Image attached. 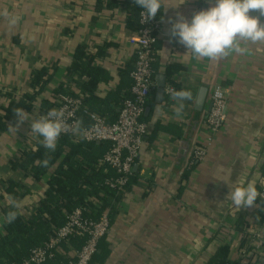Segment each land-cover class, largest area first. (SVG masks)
Instances as JSON below:
<instances>
[{
  "label": "crops",
  "instance_id": "0c3cea01",
  "mask_svg": "<svg viewBox=\"0 0 264 264\" xmlns=\"http://www.w3.org/2000/svg\"><path fill=\"white\" fill-rule=\"evenodd\" d=\"M133 4V0H0V106L11 100L30 106L25 108L30 117L17 132L8 128L0 135V236L6 232L1 209L11 202L4 195L5 182L20 181L21 192H28L14 201L25 217L47 188L45 181L36 182L10 168L11 160L40 142V137L30 135L31 123L39 118L45 100L53 102L51 108L60 95L77 97L90 84L88 109L116 121L136 62L129 44L138 23ZM165 6L167 10L158 13L161 31L153 66L155 85L156 76H165V94L161 104L155 102L156 91L150 96L153 102L144 115L148 133L134 176L126 190L112 198L110 229L91 264H214L224 245L230 258L264 264V203L258 198L256 205L239 209L227 199L231 188L248 182L259 191L264 186V45L220 61L198 59L170 38V21L178 13L190 20L195 12L213 6V0H165ZM78 47L94 55L97 73L77 79L70 74ZM170 65L181 70L168 77ZM41 70L50 78L43 89L32 84ZM172 81L177 91L193 95L179 117L168 93L174 88ZM217 85L226 92L227 119L205 158L190 165L194 149L206 147L210 131L205 116ZM202 89H207V96L199 111L195 107ZM71 244L63 246L66 253L76 250Z\"/></svg>",
  "mask_w": 264,
  "mask_h": 264
},
{
  "label": "trees",
  "instance_id": "16d2710c",
  "mask_svg": "<svg viewBox=\"0 0 264 264\" xmlns=\"http://www.w3.org/2000/svg\"><path fill=\"white\" fill-rule=\"evenodd\" d=\"M131 8L133 16L138 18V23L133 26V30L138 31L141 8L135 4ZM154 57L155 63L157 60L156 46ZM93 58L94 55L86 52L85 48L78 47L74 54L70 74H74L77 79L83 75L92 76L93 73H97L98 69L92 66ZM180 70L181 67L178 65H170L166 74L170 77ZM77 74L78 76H76ZM155 75L154 71L153 81ZM49 81L47 71L41 70L33 77L32 84L41 86L43 89ZM172 85L177 91L178 85L174 81H172ZM89 86L90 84H87L86 89L81 90L78 94L83 97L85 105L87 99L92 95V88L90 89ZM131 88L129 93L124 95L121 104L124 99L131 97ZM58 90L60 93L61 88ZM155 91L154 81L151 94ZM28 99L32 100L33 96L28 95ZM152 102L149 100L148 105ZM44 104L45 108L41 110L39 117L45 115L52 108L50 106L53 102L45 100ZM17 107H22L24 110L30 108L25 101L15 100H11L6 106H0V135L8 130L10 123H16L13 109ZM109 149L110 144L107 142L88 143L81 139L61 135L54 152L45 149L39 142L34 149L21 152L20 159L10 161L12 170L21 171L36 182L45 181L47 188L34 207L33 213L29 217H25L20 214L14 201L24 197L28 192H21L20 181L7 180L5 182L4 195L11 199V202L1 209V213L5 218L9 211H15L17 218L12 223H7L5 219L6 232L0 236V264L21 261L32 249L47 241L54 229L64 225L67 216L76 208L90 206L94 212L93 217L97 218L101 212L111 207L112 198L116 193L106 184V181L114 176V172L107 165L100 164V160ZM45 159L49 161L47 167L42 166L41 163ZM70 243L78 250L82 247L84 240L72 239ZM242 246H244V242ZM214 258V264H244L243 259L230 258L227 245L220 247ZM63 262V255L58 254L46 264H63Z\"/></svg>",
  "mask_w": 264,
  "mask_h": 264
},
{
  "label": "built area",
  "instance_id": "2783aa9c",
  "mask_svg": "<svg viewBox=\"0 0 264 264\" xmlns=\"http://www.w3.org/2000/svg\"><path fill=\"white\" fill-rule=\"evenodd\" d=\"M139 23L140 29L129 37V44L134 48L136 55L135 66L131 72V97L122 102L116 121L109 122L106 117L90 111L81 96L62 94L51 108H64L70 125L76 121L80 122V134L70 132L62 135L88 143L110 144V149L100 160V164L107 165L114 172V176L107 179L106 184L116 195L123 193L130 184L148 133V126L143 117L154 86L153 63L161 22L157 14L155 19L141 23L139 13ZM173 91L174 88H170L168 93ZM226 119V92L222 86L217 85L211 93L210 106L205 116V124L210 131L206 147L194 149L190 165L205 158L207 148L212 145L214 136L219 133ZM260 192L264 194V186ZM260 199L264 203V197ZM93 214L90 206L76 208L67 216L64 225L54 229L41 246L32 249L21 261L3 264H46L58 254L63 255V264H91L100 241L110 229L111 216L110 209L101 212L97 218H94ZM72 239H82L84 243L80 249L69 254L64 251L63 246L69 244Z\"/></svg>",
  "mask_w": 264,
  "mask_h": 264
},
{
  "label": "clouds",
  "instance_id": "9594fccd",
  "mask_svg": "<svg viewBox=\"0 0 264 264\" xmlns=\"http://www.w3.org/2000/svg\"><path fill=\"white\" fill-rule=\"evenodd\" d=\"M143 11L140 12L141 23L155 19L162 10H167L165 0H133ZM257 12L258 15H253ZM264 0H213V6L195 12L189 20L177 14L170 21L169 36L182 44L196 58L220 61L235 55H246L249 47L264 45ZM15 21L13 20V23ZM172 99L176 101L174 111L179 117L185 108V101H191L193 95L189 90L173 91ZM16 124L9 125V131L17 132L18 128L29 119L30 115L22 107L13 109ZM81 133L80 122H67L64 108L50 109L45 115L33 118L30 135L40 137L41 145L54 152L62 134ZM47 167L49 161L43 160ZM264 197L255 183L231 188L227 199L236 208H249L256 205L258 198ZM17 218L15 211H9L5 217L7 223Z\"/></svg>",
  "mask_w": 264,
  "mask_h": 264
},
{
  "label": "water",
  "instance_id": "95a60500",
  "mask_svg": "<svg viewBox=\"0 0 264 264\" xmlns=\"http://www.w3.org/2000/svg\"><path fill=\"white\" fill-rule=\"evenodd\" d=\"M156 93H155V102L157 104H161L164 94H165V88H166V79L164 75H158L156 76ZM207 96V89H202L197 101H196V110L201 111L204 107L205 101ZM149 111V108L146 109V113ZM145 113V114H146Z\"/></svg>",
  "mask_w": 264,
  "mask_h": 264
}]
</instances>
